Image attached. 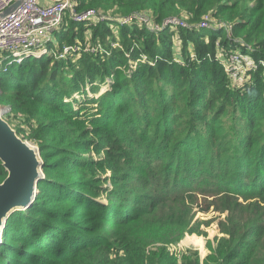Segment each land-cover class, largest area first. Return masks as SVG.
I'll list each match as a JSON object with an SVG mask.
<instances>
[{
  "label": "trees",
  "instance_id": "1",
  "mask_svg": "<svg viewBox=\"0 0 264 264\" xmlns=\"http://www.w3.org/2000/svg\"><path fill=\"white\" fill-rule=\"evenodd\" d=\"M229 1L73 0L76 12L95 10L110 19L146 13L155 24L182 16L189 28L155 32L140 23L66 20L54 36L59 48L79 44L83 51L65 60L29 57L0 71V107L10 109L4 117L17 115L27 126L29 133L17 128L16 134L36 143L43 171L31 207L13 212L5 223L0 264H264V137L251 135L264 125L253 123L258 116L252 107L258 99L264 102V0L249 13L244 0ZM209 11L226 26L207 22L201 30ZM87 44L103 49L85 52ZM231 48L240 49L244 66L262 61L249 72L251 86L231 85L223 65ZM130 63L135 70L127 73ZM106 78L112 90L95 101L106 107L101 126L88 129L64 95ZM243 100L244 116L236 110ZM134 105L136 133L127 140L110 136L112 113ZM227 108L235 125L217 131ZM77 117L82 126H74ZM145 117L157 122L147 124ZM90 135H101V147L115 151L106 152L110 192L93 184L95 163L82 154L95 144ZM5 178L0 162V184ZM131 180L135 189L131 182L126 186ZM104 195L111 202L101 203ZM211 208L225 213L216 246L202 262L190 250L176 259L167 245L185 232H198L196 213Z\"/></svg>",
  "mask_w": 264,
  "mask_h": 264
},
{
  "label": "rangeland",
  "instance_id": "2",
  "mask_svg": "<svg viewBox=\"0 0 264 264\" xmlns=\"http://www.w3.org/2000/svg\"><path fill=\"white\" fill-rule=\"evenodd\" d=\"M236 1L239 0H230L228 2V4H232ZM258 0H244V2L242 3L243 6H246L247 12L249 13L250 11H252V9L255 7ZM103 14V13H102ZM212 12H207L205 14H203L202 19L204 21H206V23H214V24H219L221 25L220 27H224L226 26L224 23V20L222 19H211L212 17ZM109 16L112 15V13H108ZM179 19L183 20L187 26H189V22H187V20L185 19V17L180 16ZM66 20L68 21L67 24H69L71 21L69 20L68 15H66ZM207 23V24H208ZM64 27H68L67 25H65ZM189 28V27H188ZM191 28V27H190ZM59 29H63V25L59 28ZM187 29V28H186ZM205 28H202L201 30H204ZM200 30V29H199ZM204 32V31H202ZM179 38L174 37V42L179 43L178 41ZM219 41V40H218ZM220 42V41H219ZM236 42H241L243 43L241 40H236ZM244 44V43H243ZM60 45L59 43L56 41V37H55V41L52 42V44L47 45L46 50L49 52V50L52 52V54H43L42 57H46V56H50L52 58H54L53 53H56V51H58ZM218 48H220V46L218 45ZM233 48V47H232ZM231 48V49H232ZM218 53H220V49H217ZM233 50V49H232ZM232 50L230 51L229 54H226L227 57H229V55L231 56ZM240 49H236L235 51L233 50V53L235 54H241ZM221 54V53H220ZM218 55L219 57L221 55ZM218 57V58H219ZM40 58V57H38ZM230 58V57H229ZM24 60V59H23ZM22 60V61H23ZM59 60V59H58ZM65 60V59H62ZM22 61L20 63H22ZM71 64H77L76 60H70ZM10 62V63H9ZM237 63H235V67L236 70H231L230 66H231V62L230 59L229 61H224L223 65L225 67H229V78H230V83L231 85H235V87H241L240 89L245 88L244 85L247 86H251V78H250V74L249 72H253V70L256 68V66H258V64H262V61H254V60H249L248 64H246L247 66H244L242 63H239V58L236 60ZM19 63V64H20ZM12 64H15L13 62V58H1L0 59V71L4 72L6 71L7 68H9L10 66H12ZM17 64V62H16ZM132 65L131 70L127 71V73H131L134 72L135 70V65L136 63H130ZM65 71H67L68 66L65 64L64 67ZM262 76L264 78V74L262 73ZM97 83L94 82V84L90 85L89 83L85 82V84L83 85V89L79 90V93H74L72 91V88H68L67 92L65 93L63 101L66 103H70V106L73 107L74 109H79L80 110V117H82V119H84V126H87L88 129H93V126L95 124H98V122H101V115L100 111H105L106 107H101L99 105V103H95V101H99L101 98L105 97V94L112 90V84L109 83V79L106 78V80L102 83L99 84L97 86ZM172 86V85H171ZM171 86H167V88H172ZM168 90V89H167ZM171 90V89H170ZM264 97V93L261 95V98ZM89 101V103L87 104L86 102ZM250 104L252 103V100H249ZM240 103V105L237 106L238 110V114L240 113L242 116H244L247 112V108L246 106L248 105L247 102H245V100L243 101H238ZM264 102H262L261 99H258L257 102H255V104H252V107L254 108V113L255 115L258 116V119L256 121H254L253 123L256 125L259 121H264V114H262V109H263V104ZM136 108V106H132L130 107V109H128L127 111H123V113H119L117 115L116 112L112 113L111 116V124L110 127H108V133L110 136L113 137H117L118 136L121 139L127 140L130 138L131 135H133L134 133H136L135 130H137L139 128V126L134 124L135 121V117L133 115V110ZM115 110V109H114ZM0 113L1 116L4 117V115L9 114L10 113V109L7 107H0ZM233 113L232 109H226L224 115H222V117H220L218 123L214 122V124L216 125L215 128L217 131L221 130L222 128H230L233 127L235 124V122L233 123L232 118H228L230 117ZM170 116V115H168ZM158 117V116H157ZM8 125L14 130L16 131L17 128H22L24 129V131L26 133H29L28 128H26L27 126L25 125H20L19 124V117L17 115L12 114L10 119H6L5 117L3 118ZM75 125L74 126H82V122L80 120L79 117L75 118ZM145 119L147 120V124H154L155 122H157L156 117H145ZM22 122V121H21ZM20 122V123H21ZM128 122H133V124H129ZM250 122V121H248ZM70 123L73 125L74 124V120L71 119ZM117 124V125H114ZM35 123L32 120V125H34ZM263 125V124H262ZM37 124L34 125V127H36ZM97 126V125H95ZM98 126H101L98 124ZM113 127H116L118 129L117 132H115V130H113ZM157 126V125H156ZM155 126V127H156ZM259 125H256L251 131H255L254 133L251 132L252 136H256L258 135V138H263L264 137V125L262 129V132L260 130V128H258ZM48 130H51V126L48 128ZM153 130V129H151ZM161 130L159 129L158 131H156V133L158 134V132H160ZM153 132V131H152ZM28 134L25 135V139L23 141L28 142V144L34 148L35 150H39L38 146L36 145L35 142L33 141H29L26 138H28ZM91 137H93L95 139V144L89 146L88 150L86 149L85 151H82V154L84 157H90L92 159V161L97 164H93L94 165V170L95 173L93 175V184H102L101 188L103 190H106L107 192H110L112 190V180H113V176H112V172L110 171L111 167H112V163L108 162V157H111L112 154L115 152L114 149H109L107 148H103L102 146V141L103 139H101V135H90ZM124 142H122L121 144H123ZM111 150V151H110ZM106 152H108L110 154V152H112L110 155L108 156V154L106 155ZM41 160V159H40ZM43 174V171H42ZM41 174V177H43ZM131 182V183H130ZM131 184V188H134V183L133 180L129 181L128 183H126V186L128 184ZM38 192V190H37ZM37 195V193H36ZM107 195H104L101 199L100 202L103 204H107L108 202H111L112 199L109 200L108 197H106ZM36 198V196H35ZM34 202V201H33ZM32 202V204H33ZM31 204V205H32ZM243 205H246L245 203H243ZM31 207V206H30ZM29 207V208H30ZM28 210H20V211H26ZM225 218V213L224 214H220L218 212H215L212 210V208L208 211V212H197L195 217H194V221H197V223L199 224V231H193V232H185L184 235L178 240V242H176L175 244H169L167 245V249L168 251L173 254L174 256H176V259H180V256L182 253H185L186 251L190 250V251H196L198 253V256L201 260V262L205 259V257L207 255L210 254V249H212L213 247L216 246L217 243V239H219L222 234L219 233V229H218V222L220 220H223ZM4 229V228H3ZM3 232V230H2ZM192 239V240H191Z\"/></svg>",
  "mask_w": 264,
  "mask_h": 264
},
{
  "label": "built area",
  "instance_id": "3",
  "mask_svg": "<svg viewBox=\"0 0 264 264\" xmlns=\"http://www.w3.org/2000/svg\"><path fill=\"white\" fill-rule=\"evenodd\" d=\"M18 0H0V59L13 58V62L19 64L23 59L41 57L43 54H52L46 50L47 45L55 41V33L66 21V15L74 23H99L114 21L119 25L140 23L149 26L155 32L165 28H187V24L176 18L166 19L160 24L152 23L150 15L139 13L127 18H106L101 12L87 10L76 12L73 0H45L41 4L40 0H21L17 7L13 5ZM198 27H209L207 23H202ZM111 47H116L115 43H110ZM103 48L101 45L87 44L85 52L96 53ZM83 51L79 44L65 45L53 53L54 58L64 59L67 56ZM232 70L237 54L230 56ZM10 63V62H9Z\"/></svg>",
  "mask_w": 264,
  "mask_h": 264
},
{
  "label": "water",
  "instance_id": "4",
  "mask_svg": "<svg viewBox=\"0 0 264 264\" xmlns=\"http://www.w3.org/2000/svg\"><path fill=\"white\" fill-rule=\"evenodd\" d=\"M21 3L18 0L13 7ZM4 13L0 14V17ZM0 162L6 178L0 184V244L2 230L15 211L29 208L35 200L42 174L39 150L18 137L0 113ZM43 176V174H42Z\"/></svg>",
  "mask_w": 264,
  "mask_h": 264
},
{
  "label": "crops",
  "instance_id": "5",
  "mask_svg": "<svg viewBox=\"0 0 264 264\" xmlns=\"http://www.w3.org/2000/svg\"><path fill=\"white\" fill-rule=\"evenodd\" d=\"M40 3L41 4L46 3V1L45 0H40Z\"/></svg>",
  "mask_w": 264,
  "mask_h": 264
},
{
  "label": "bare ground",
  "instance_id": "6",
  "mask_svg": "<svg viewBox=\"0 0 264 264\" xmlns=\"http://www.w3.org/2000/svg\"><path fill=\"white\" fill-rule=\"evenodd\" d=\"M202 28H206V27H202Z\"/></svg>",
  "mask_w": 264,
  "mask_h": 264
}]
</instances>
